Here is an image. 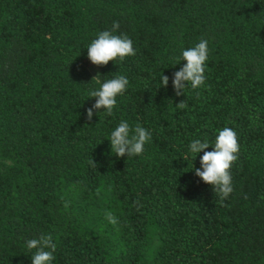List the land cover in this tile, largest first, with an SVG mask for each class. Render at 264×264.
I'll return each instance as SVG.
<instances>
[{"label":"trees","instance_id":"1","mask_svg":"<svg viewBox=\"0 0 264 264\" xmlns=\"http://www.w3.org/2000/svg\"><path fill=\"white\" fill-rule=\"evenodd\" d=\"M113 22L136 54L96 66L87 47ZM201 39L205 84L177 96ZM119 75L114 115L89 120ZM122 120L151 133L142 155L112 152ZM225 127L240 151L221 202L189 146L213 151ZM49 234L52 264H264V0H0V264H32L27 241Z\"/></svg>","mask_w":264,"mask_h":264},{"label":"clouds","instance_id":"2","mask_svg":"<svg viewBox=\"0 0 264 264\" xmlns=\"http://www.w3.org/2000/svg\"><path fill=\"white\" fill-rule=\"evenodd\" d=\"M119 28L118 22H113L111 31H102L98 38L94 39L87 47L88 59L96 66H107L110 61H123L128 56H134L136 50L133 42L126 35H114L113 32ZM208 41L201 39L194 47L182 52V59L186 61L184 66L173 74L172 84L177 96L184 94V89L188 84L192 89L201 88L205 84V65L208 59ZM179 63V62H178ZM99 74L93 77L99 83ZM169 77L162 74V86L167 87ZM129 85L128 79L119 75L114 79H109L102 83L99 90H93L89 97L96 98L92 107L87 109V118L92 119L94 111L98 113L105 110L108 116L114 115V108L117 106V97L124 95ZM178 108L185 107L182 101ZM111 142L112 152L117 157L140 156L145 151V145L151 141V133L144 127L137 124L133 129L127 121L122 120L119 125L111 132L108 138ZM209 142H201L195 139L190 143V152L194 158L203 151L200 158V168L195 169V174L201 180L210 185L223 202L233 192L231 167L238 160L240 145L237 134L231 128L225 127L219 131L213 145V151H204L209 148ZM187 160V158H184ZM95 165V162L92 161ZM138 203V202H137ZM106 219L113 225L118 223L117 218L112 212L105 213ZM29 251L35 249L31 256L32 264H52L55 259L54 252L56 244L52 236L41 235L38 239L27 241ZM48 249V250H46Z\"/></svg>","mask_w":264,"mask_h":264}]
</instances>
